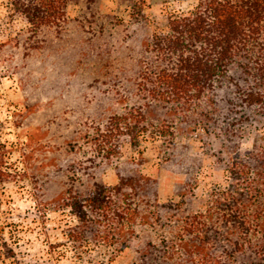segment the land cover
I'll list each match as a JSON object with an SVG mask.
<instances>
[{
	"label": "rangeland",
	"instance_id": "obj_1",
	"mask_svg": "<svg viewBox=\"0 0 264 264\" xmlns=\"http://www.w3.org/2000/svg\"><path fill=\"white\" fill-rule=\"evenodd\" d=\"M202 1L68 0L59 23L36 31L15 0H0V144L10 173L0 181V264H196L185 233L193 215L219 226L243 186L254 211L264 112L239 98L177 103L153 93L167 63L155 38ZM117 116L133 117L136 141L124 127L108 136ZM127 177L143 184L131 223L97 212L84 222L67 205ZM221 227V263L243 264L223 250L232 241Z\"/></svg>",
	"mask_w": 264,
	"mask_h": 264
},
{
	"label": "trees",
	"instance_id": "obj_2",
	"mask_svg": "<svg viewBox=\"0 0 264 264\" xmlns=\"http://www.w3.org/2000/svg\"><path fill=\"white\" fill-rule=\"evenodd\" d=\"M15 4L39 31L64 18L68 0H15ZM154 48L167 62L156 77L155 95L177 103L209 97L212 102L226 100L232 104L239 98L241 107H257L264 112V0H203L194 12L173 18L169 33L156 37ZM115 120L108 136L117 137L115 131L125 134L124 127L136 141L133 117L117 116ZM236 174L239 180L244 179L241 172ZM9 176L0 144V181ZM260 177H264V170ZM255 187H251L256 189L257 196L253 199L254 211L243 203L245 198L252 200L243 186L241 197L234 199L233 206L227 204L226 213L220 212L219 226L216 221L209 224L203 213L193 215L187 222L185 233L194 246L188 255L196 264H223L217 249V233L223 234L221 224L226 238L232 241V247L225 245L223 250L235 259L240 255L243 264H264V188ZM142 189L141 179L127 177L115 186L97 184L86 195H72L67 205L84 222L91 219L92 212H97L111 221L131 223L138 213L134 200ZM233 235L236 237L231 240ZM104 236L116 237V232L113 229Z\"/></svg>",
	"mask_w": 264,
	"mask_h": 264
}]
</instances>
